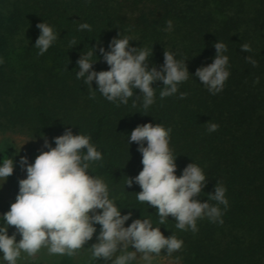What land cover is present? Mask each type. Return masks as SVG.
Here are the masks:
<instances>
[{"label": "trees", "instance_id": "1", "mask_svg": "<svg viewBox=\"0 0 264 264\" xmlns=\"http://www.w3.org/2000/svg\"><path fill=\"white\" fill-rule=\"evenodd\" d=\"M167 20L173 21L170 32L164 30ZM44 22L59 38L40 56L36 26ZM80 23L89 24L91 31L80 30ZM120 33L135 37L132 47L153 49L149 67L162 68L165 50L186 61L190 76L178 85L177 94L161 100L163 84L154 83L156 102L147 110L142 99L133 107V100L143 95L139 89L119 107L98 91L95 99L89 98L87 85L76 78L77 61L97 48L93 59L100 62L94 70H109L98 49L110 50ZM218 42L228 47L224 54L230 77L224 90L212 95L195 73L213 63ZM244 43L253 51H242ZM248 56L259 66L249 64ZM0 59L1 133L47 138L53 148L54 138L69 128L74 135L91 137L103 159L92 163L89 174L105 180L122 215L132 213L125 227L151 218L166 238L175 234L183 240V248L172 256L166 250L160 254L175 264L177 257L178 264H264V0H0ZM92 86L98 90L95 81ZM180 92L188 96L179 99ZM209 122L219 130L208 133ZM148 123L172 129L178 177L192 163L203 169L207 186L196 199L209 202L218 182L226 187L229 208L222 225L198 220L199 231L193 233L177 229L172 216L161 225L158 209L137 200L140 186L127 187V177L135 178L143 169L138 145L128 140L136 127ZM6 179L18 194L21 179L15 168ZM15 202L3 207L2 216ZM95 227L93 238L101 228ZM73 258L64 255L61 264H75ZM101 260L90 257L82 264Z\"/></svg>", "mask_w": 264, "mask_h": 264}, {"label": "clouds", "instance_id": "2", "mask_svg": "<svg viewBox=\"0 0 264 264\" xmlns=\"http://www.w3.org/2000/svg\"><path fill=\"white\" fill-rule=\"evenodd\" d=\"M40 36L35 48L38 55L43 56L58 40L59 34L48 23L36 26ZM80 30L91 31L87 23L79 24ZM167 32L173 30V21H166ZM136 41L130 35L114 38L106 50L99 47V52L109 66V70L96 71L94 60L97 48L91 47L81 54L77 61L76 78L87 85L90 99H95L98 91L106 100L127 105L129 99L139 89L143 94L133 100L142 99V107L147 110L156 102V89L153 84L162 82L159 96L166 97L178 93V85L188 81L190 73L186 61L175 58V54L164 53V65L149 67V57L153 49L147 46L132 47ZM75 44V41H71ZM216 57L208 66L197 69L195 76L207 88L210 94L216 95L224 90L230 77L229 57L225 55L228 47L223 42L214 44ZM244 52H252L250 44L241 45ZM247 62L258 67V61L248 56ZM4 60L0 59V64ZM98 90L93 88V82ZM259 83V77L254 84ZM186 92L179 93V99H185ZM208 133L219 130V125L209 122ZM172 129L161 124L151 123L140 125L131 132L128 143L135 142L142 155V171L135 177H127V187L139 185L141 192L136 194L139 202H147L158 209L159 224L167 222L168 217L175 218L176 228L182 231H199L197 221L207 219L211 223L223 224V215L229 208L226 198L227 189L218 182L215 194H208L209 202H201L199 197L207 186L203 169L195 163L189 164L177 176V158L174 149L170 148ZM55 148L45 138L44 148L33 164L26 157L20 160L21 167L26 171L27 178L19 181V193L10 211L3 217L0 226V251L2 264H18L19 260L37 256L42 249L48 255H67L75 257L87 251L92 260L103 259L106 264H153L155 257L166 250L168 256L183 248V240L175 234L166 238L159 227H153L151 218L135 219L130 226L132 213L122 215L113 199L109 196V186L105 180L90 175L93 162L101 161L103 154L91 143V137L74 135L66 129L62 136L54 138ZM145 143L147 146H145ZM14 173V160L7 158L0 165V179L8 178ZM215 202V203H213ZM223 205V209L220 207ZM95 225H100L97 243L85 249V245L97 233ZM9 227L16 232L9 235ZM17 235L21 237L17 242ZM135 249L129 250V249ZM23 254H26L22 256ZM139 254V256H138ZM155 254V256L153 255ZM177 264L179 262V257Z\"/></svg>", "mask_w": 264, "mask_h": 264}, {"label": "rangeland", "instance_id": "3", "mask_svg": "<svg viewBox=\"0 0 264 264\" xmlns=\"http://www.w3.org/2000/svg\"><path fill=\"white\" fill-rule=\"evenodd\" d=\"M45 139L39 138H31L21 134L14 133H1L0 132V161L2 159L11 158L14 160V168L18 173L19 178L26 179L27 173L21 167L20 160L22 157H26L28 161L33 157H37L41 151H48L47 148H44ZM17 193L10 186L6 178L0 179V216H2L3 207L11 202L16 201ZM3 225V224H2ZM1 225V226H2ZM16 232L15 227H9V235L11 236ZM97 237V236H96ZM93 238L86 245L90 247L92 244L97 243V238ZM21 237L17 235V242H19ZM130 251L135 249H129ZM26 254L22 253V256ZM154 255V254H153ZM139 256V254H138ZM155 256V255H154ZM3 257V252L0 251V258ZM63 256L59 255H48L46 249H42L40 253L35 257L22 259L18 261V264H61V260ZM90 258V255L87 251L80 252L77 256L73 258L75 264H82L86 260ZM2 264V261H0ZM98 264H106V262L102 259ZM107 264H111V262H107ZM142 264V262H141ZM153 264H175L172 260L167 257L158 256L153 260Z\"/></svg>", "mask_w": 264, "mask_h": 264}]
</instances>
